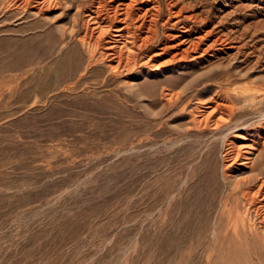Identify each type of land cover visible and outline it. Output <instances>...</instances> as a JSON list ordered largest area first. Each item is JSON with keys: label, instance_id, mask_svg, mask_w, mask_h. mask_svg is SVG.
I'll return each instance as SVG.
<instances>
[{"label": "rangeland", "instance_id": "1", "mask_svg": "<svg viewBox=\"0 0 264 264\" xmlns=\"http://www.w3.org/2000/svg\"><path fill=\"white\" fill-rule=\"evenodd\" d=\"M172 1L221 51L114 72L73 36L92 0H0V264H264V240L214 237L221 212L247 214L229 143L264 141V0Z\"/></svg>", "mask_w": 264, "mask_h": 264}, {"label": "bare ground", "instance_id": "2", "mask_svg": "<svg viewBox=\"0 0 264 264\" xmlns=\"http://www.w3.org/2000/svg\"><path fill=\"white\" fill-rule=\"evenodd\" d=\"M16 2L22 8L36 10L40 13L59 4L60 0H16ZM178 3L179 1H172L164 5L162 0H92L86 15L83 14L85 15L84 28L73 36L79 44L87 48L89 53H104L110 58V65L114 72L130 68L132 62L136 63V57L141 53L146 54L145 63L159 61L156 59L161 57V62L153 64L156 67L172 63L179 65L201 58L206 54L209 55V53H219L221 50L217 48V45L222 39L216 36V28L208 29L206 19L200 18L199 15L187 16L186 8ZM164 6L167 9V16L160 24ZM79 8L77 14L80 13ZM74 23L73 30L76 31V20ZM213 37L215 39L208 44ZM232 49L233 47L230 46L229 50ZM69 65L68 73L72 75L78 69V60L70 61ZM166 95L171 98L177 97L178 94L169 91ZM214 101L215 105L213 109L211 108L212 112L209 115L224 114L228 111L230 107L228 104L221 103L219 100ZM209 115L203 120L206 125L209 123ZM228 116L229 118L225 119L224 123L231 120V115L228 114ZM221 120L215 121V127L222 126ZM229 146L230 151L227 153V158L231 164L227 169L236 166L237 170L247 169L250 172L234 182L237 188L235 192L239 193V196L233 198L235 208L244 201L247 205V214L244 216L230 213L225 215L221 212L214 230V237L217 240L222 237L239 243L245 239L264 240V168L261 167L259 161L264 153V141L259 146L261 151L257 157L253 156L254 152L260 149L254 148L253 145H249V150L246 152L236 143L230 142ZM226 173L225 176L230 177V173ZM222 206L225 210L227 206L225 201ZM251 209L257 221L251 216ZM225 220L228 230L222 233L220 225Z\"/></svg>", "mask_w": 264, "mask_h": 264}]
</instances>
